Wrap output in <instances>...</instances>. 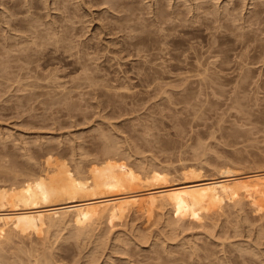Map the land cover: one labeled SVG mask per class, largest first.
<instances>
[{
	"label": "rangeland",
	"instance_id": "374dc122",
	"mask_svg": "<svg viewBox=\"0 0 264 264\" xmlns=\"http://www.w3.org/2000/svg\"><path fill=\"white\" fill-rule=\"evenodd\" d=\"M49 156L85 176L108 164H152L172 182L264 174V0H0V188ZM140 193L91 200L103 207L84 233L0 221V264H264V189L191 217L145 209Z\"/></svg>",
	"mask_w": 264,
	"mask_h": 264
},
{
	"label": "bare ground",
	"instance_id": "6f19581e",
	"mask_svg": "<svg viewBox=\"0 0 264 264\" xmlns=\"http://www.w3.org/2000/svg\"><path fill=\"white\" fill-rule=\"evenodd\" d=\"M133 46H135L134 42H133ZM194 53H195L194 57L197 60L196 63L197 65H200L201 62L199 59L201 55L199 52H194ZM163 66H166L167 68L170 67L171 69L179 67L177 63L175 64L169 63ZM140 67L142 68V66ZM218 67L219 70H223L220 61L218 63ZM167 68L164 67V70H166ZM179 68L181 69V67ZM145 69L147 68L145 67ZM193 69L196 68H192L191 70L188 69L186 70L188 72L185 73H189V72L191 73V71H194ZM152 70L154 71V69L151 68V72ZM219 70L217 73L218 78L223 77L224 80L231 79V76L228 77V76L220 75ZM159 71L164 72L163 69ZM197 71L198 70H196V73ZM151 72L150 74H152V76L155 77L156 75H158V77L160 78L162 74H164L162 72H160L162 74H160L159 72H157L158 74ZM192 73H195V71ZM150 74L148 72L144 76L146 78H150L151 77ZM197 74H200V71H198ZM176 75L179 76L178 73ZM97 78L99 77L97 76ZM97 78L92 77V80L89 81L92 82L93 79H97ZM155 79L158 78L155 77ZM184 89L185 88H183L182 90ZM189 89L190 88L188 87L187 90ZM127 91H129V89ZM219 91L220 90L218 89V92ZM105 146L106 147L104 148L108 147V149H110L109 147H112L111 148L112 150L110 151L106 149V151L110 154L113 153V150H115L112 145L111 146L105 145ZM103 151H105V149ZM107 152H104L103 154L106 155L105 158H107L108 160ZM116 153L113 154L116 156L117 155ZM113 154H111L113 156L112 158H115ZM110 158L111 157H109V159ZM112 158L111 161L114 160V159L112 160ZM83 159H85V157H83ZM44 160H47L48 162L47 164H49V166L46 165V167L48 166V169L47 168L45 170L42 169V171L40 173L38 172L39 174L37 175H34L36 173L34 172L32 176L30 175V177H28L25 180L21 178L24 180V182L22 181L23 183H21L20 186L13 193H11V191L10 192L8 191L10 189L12 190V188L10 187L5 188L4 186L5 189L0 188L1 189L0 191V221L1 222L7 223L10 222L11 220L21 219L23 220V222L27 224H32L34 222H42L46 220L50 225H54L57 222H63V221L65 222L67 220H72V222H74L75 224V231L77 233H84L89 228L91 221L95 218H99L101 214V213L98 214L97 209L103 207V205L100 204V200L91 201L95 199H101L104 197L117 195L119 204L124 206L126 204L131 203V200L127 196V194L147 191V194L140 193L134 197V201L138 202L141 207L148 209L150 207V204L154 200H157L160 205L163 206L169 205L171 206V208L178 211L182 216L191 217L197 213L203 212L206 208H208L211 204H213L217 200L218 202L234 201L240 195L243 189L246 188H253L257 190L264 189V174L261 175L259 174L260 176L259 175L256 176L257 178L255 177L254 178L255 180L254 179L252 180V177L250 178V176L239 177L232 175L231 176L226 175V177L224 178H207L200 176L199 173L197 174L196 172L194 173L195 170L188 169V171L184 170L183 172L185 173L186 177L188 175L190 176H188L187 178L185 177V179L181 182H172L164 172L163 168L155 165L151 166L152 164H150V167L149 166L145 167V168L149 167L148 169H146V171H141L142 167H138L141 171L140 173L137 172L139 170L137 168L135 169L137 170L135 172L133 168L132 169L134 171L132 169H127L126 167L123 168L122 165L121 167L120 166L119 167L123 168L122 169L123 171L118 167V165H114V164H108L102 166L101 168H95V169L92 168V170L90 165V168L87 167L89 169V170L87 169V171H90V173L88 176L87 175L85 176L82 174L83 172L82 173L80 172L79 174H75L73 171H71L69 169L70 166L69 168L66 167L65 160H64L65 162L63 161L65 164L63 163L60 164L61 162L58 161L59 162V163L57 162L58 165L57 163L56 164L54 163L52 164V166L50 164L52 161L50 160L55 161L58 159L52 157L50 158L49 156L46 157ZM103 161L105 160L103 159ZM109 161H106V163ZM82 163H84V161ZM116 163L117 162H115V164ZM101 164H105V163H101ZM118 164L120 163L118 162ZM61 165L62 166L65 165V166L62 167ZM79 169L77 170L78 172ZM8 172H11V170L10 171L7 170V173ZM25 174H23L24 178L26 176ZM16 175L18 174H15V176ZM150 182L151 183L154 182V183L149 184ZM7 210H20V212L14 215V217H12L7 212Z\"/></svg>",
	"mask_w": 264,
	"mask_h": 264
}]
</instances>
